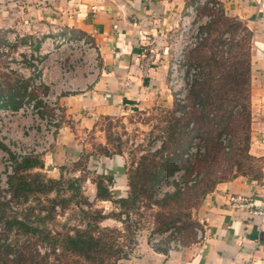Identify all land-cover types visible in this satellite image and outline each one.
<instances>
[{
    "label": "crops",
    "instance_id": "0c3cea01",
    "mask_svg": "<svg viewBox=\"0 0 264 264\" xmlns=\"http://www.w3.org/2000/svg\"><path fill=\"white\" fill-rule=\"evenodd\" d=\"M192 1L0 0V46L15 52L29 44L49 84L60 88L67 81L72 87L59 98L64 117L56 144L43 156L47 163L77 160L81 135L100 117L173 106L167 86L168 36ZM221 6L226 16L252 32L249 153L264 162V0H222ZM83 38L84 44H68ZM150 51L153 61L148 68L140 67ZM0 59H5L1 53ZM94 162L89 164L93 167ZM102 170L113 174L112 189L125 197L120 157L103 159L97 172ZM256 182L239 176L217 183L194 213L201 238L196 232L182 250L152 248L140 241L134 255L118 264H264V215L251 216L227 204L229 194L257 195Z\"/></svg>",
    "mask_w": 264,
    "mask_h": 264
},
{
    "label": "trees",
    "instance_id": "16d2710c",
    "mask_svg": "<svg viewBox=\"0 0 264 264\" xmlns=\"http://www.w3.org/2000/svg\"><path fill=\"white\" fill-rule=\"evenodd\" d=\"M221 12H223L222 9ZM224 20L230 22L226 30L235 32L241 24H244L240 20L229 17H224ZM215 21L214 18L205 28L207 34L209 26ZM244 28L252 39V32L245 24ZM241 48L239 41H232L228 45L224 58L213 59L212 69L206 73L199 71L189 90L188 109L174 101L171 110L172 122L169 124L161 150L141 156L134 168L125 169L127 183L125 197H116L117 193L112 189L113 175L97 173L92 180L96 188V200L117 203L120 208H123L117 213V218L124 217L122 223L127 225L123 230L127 236L131 233L135 234L132 236L131 243L135 240V232L144 226L139 225V221L130 223L129 209L135 208L138 202L144 200L148 206L157 207V211L152 213L150 223L154 226L152 232H162L178 224L177 222L182 218L191 217V212L198 210L217 183L230 181L239 176L262 181L264 162L261 158H256L249 153L251 43L246 66L244 61L236 58ZM177 111L181 112L180 116H176ZM193 146L196 152L189 154ZM113 154V151L104 150L103 152L105 157H111ZM91 155L94 154L84 153L83 150L78 159L73 161L74 166L87 168ZM41 157L43 156L26 157L16 164L9 180L13 202L19 189L25 186V184H15L13 176L18 170L42 167ZM253 162L260 164L253 165ZM176 171L183 172L181 181L185 185L184 189L176 188L174 192L154 200L152 197L156 186ZM48 182L58 183L54 180ZM2 204L8 206L5 203ZM83 213L87 215L89 212ZM93 213L94 221L98 222L107 218L97 211ZM12 225L32 233L37 232V229L29 227L17 218L7 221L8 228ZM87 226L88 229H78L73 235L67 234L61 240L64 253L77 258L74 261L75 264H118L119 260L128 257L126 252L115 245L122 235L119 230L101 229L97 232L98 235H95L90 229L91 225L88 223ZM93 228L98 229L97 225ZM189 228V237L196 236L197 224L194 222ZM180 238L184 244L181 231ZM54 241L58 240L54 239ZM4 252L6 260L13 253L12 251ZM6 260L0 264H5Z\"/></svg>",
    "mask_w": 264,
    "mask_h": 264
},
{
    "label": "rangeland",
    "instance_id": "374dc122",
    "mask_svg": "<svg viewBox=\"0 0 264 264\" xmlns=\"http://www.w3.org/2000/svg\"><path fill=\"white\" fill-rule=\"evenodd\" d=\"M207 11V8L201 10L202 13ZM224 17L228 16L221 10L217 11L216 21L208 28L207 38L197 48L188 52L187 63L190 67L208 72L212 69L213 59L219 60L226 56L228 45L232 41H239L242 45L236 58L244 61L246 66L251 38L244 24H241L236 32L226 30L230 22L224 20ZM25 95L26 80L17 73L8 71L4 60L0 59V98L7 102L3 106L17 107ZM172 109L173 106L170 108L154 106L143 110L132 109L117 116L98 118L95 127L83 133L79 140L84 153L94 154L89 159V163L91 159H95L93 167L89 163L87 168L77 167L73 161L49 164L41 157L42 167L18 170L13 176V181L17 185L25 184L26 187L20 188L18 195L14 197L16 210L0 203V222L3 227L0 232V263L6 260L4 251H12L5 264H75L77 258L64 253L61 240L67 234L73 235L78 229H88V223L95 235H98L97 232L101 229L119 230L122 235L115 245L126 252L128 257L133 256L139 242H147L148 235L154 229L150 221L157 207H150L143 200L138 202L135 208L129 209L130 223L139 221V225H144L135 232L136 244L134 241L131 243L135 234L127 236L123 230L127 225L122 223L124 217L117 218V213L123 208L110 201L94 200L92 197L96 194V188L92 180L97 173L109 174L103 170L97 172L103 159L119 156L125 169H131L136 166L141 156L159 152L172 122ZM158 144L161 145L160 148L150 152ZM104 150L113 151L114 154L105 157ZM49 180L58 183L52 184L48 182ZM94 211L107 218L94 221ZM196 211L191 212V217H184L177 222L184 244L190 236V225L196 223L194 218ZM83 212L89 213L86 215ZM13 218L22 220L29 227L37 229V232L32 233L16 225L8 228L7 221ZM94 225H97L98 229H94Z\"/></svg>",
    "mask_w": 264,
    "mask_h": 264
},
{
    "label": "built area",
    "instance_id": "2783aa9c",
    "mask_svg": "<svg viewBox=\"0 0 264 264\" xmlns=\"http://www.w3.org/2000/svg\"><path fill=\"white\" fill-rule=\"evenodd\" d=\"M222 0H193L180 16L175 31L168 36L169 64L167 86L173 100L188 109L189 90L193 80L199 74V68L190 67L187 54L198 47L208 36L205 28L215 18V13L222 9ZM208 9L202 13V9ZM94 9V7H92ZM80 41H69V46L84 44ZM0 53L5 58L6 69L17 73L26 80V95L17 107H5V99L0 98V202L16 210L10 192V177L17 163L26 157H37L48 154L56 144L59 126L64 113L59 104L62 92L72 87L64 82L60 88L49 84L44 69L37 61V55L30 51V45L17 47L15 52L6 46H0ZM27 56L22 57L21 54ZM264 54V48H263ZM154 53L149 52L142 68H148L153 61ZM95 62V59L93 60ZM31 64V65H30ZM96 70V69H95ZM264 75V68L262 69ZM181 112L177 111L176 116ZM161 145L152 148L155 152ZM196 152L195 146L189 154ZM182 171H176L161 181L153 192V199L158 200L176 188L183 190ZM259 188L257 195L229 194L228 206L236 211H244L251 216L264 215V177L256 182ZM0 222V232L2 230ZM201 238L199 229H196ZM147 244L150 247L165 245L168 250H182L184 245L180 238L179 225L176 224L162 232H152L148 235Z\"/></svg>",
    "mask_w": 264,
    "mask_h": 264
}]
</instances>
